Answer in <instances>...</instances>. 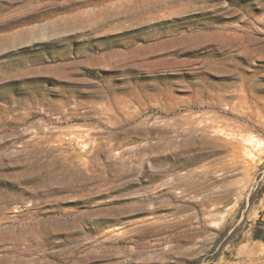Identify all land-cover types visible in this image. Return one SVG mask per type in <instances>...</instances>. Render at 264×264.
I'll use <instances>...</instances> for the list:
<instances>
[{
  "label": "rangeland",
  "instance_id": "obj_1",
  "mask_svg": "<svg viewBox=\"0 0 264 264\" xmlns=\"http://www.w3.org/2000/svg\"><path fill=\"white\" fill-rule=\"evenodd\" d=\"M0 264H264V0H0Z\"/></svg>",
  "mask_w": 264,
  "mask_h": 264
}]
</instances>
